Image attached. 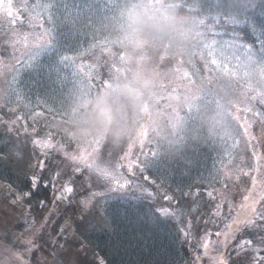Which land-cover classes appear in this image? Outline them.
I'll return each instance as SVG.
<instances>
[{
  "label": "trees",
  "instance_id": "obj_1",
  "mask_svg": "<svg viewBox=\"0 0 264 264\" xmlns=\"http://www.w3.org/2000/svg\"><path fill=\"white\" fill-rule=\"evenodd\" d=\"M32 2L36 4L39 17L36 23L33 22L36 26L34 32L37 29L42 34H48L45 40L48 45L41 49L40 54L37 52L26 60L20 59L15 65L11 73L15 77L8 78L10 96L8 93L3 96L5 101L0 106V117L4 112L17 117L27 116L29 110L30 113L50 111L52 117L66 119L63 107L67 90L78 84L96 90L104 87L110 72H114L117 66L109 62L111 53L107 50L112 48V53L124 54L118 46L110 45L107 39L97 34L98 28L103 30L105 18L115 12L117 0ZM193 14L206 18L202 29L208 38L216 39L218 43H248L251 51L255 52V58L264 60V0H253L243 15L235 13V9L224 5L221 0H199ZM229 14H236L239 21L235 25L239 33L238 41L233 40L230 26L217 25L213 28L212 24L218 16ZM210 28L213 30L209 31ZM14 52L19 57L23 54L19 50ZM205 55L202 60L196 53L191 62H184L180 57L174 61L169 59L165 66L175 73H184L185 70L189 78L194 77L193 84L198 85L194 95L216 102L215 84L219 83L221 87L224 82L207 52ZM161 56L162 52L158 58ZM176 61L181 63L178 65ZM211 74L214 75L213 80ZM201 80L204 86L199 83ZM229 84L231 90L223 93L226 100L224 107H237L239 103L229 99V96L234 93L239 96L242 86L247 87V83L242 84L236 79ZM182 85L176 83L173 87L182 91L186 88ZM255 92L249 95L256 96ZM259 102L251 97L250 104L237 107L240 118L226 119L229 132L219 144L205 139L203 128L199 138L186 140L178 153L159 146L153 139V133L147 129L146 135L138 138L143 140V146L138 144L139 141H130L134 147L130 142L120 147L100 142L97 162L113 158L105 172L94 162L91 168L82 165L79 171L64 170L66 167L55 154L50 162L41 155L32 172L15 171L11 165L12 149H9L15 133L0 121V181L15 187L28 205V208L25 207L27 215L24 213L20 226L10 231L13 243L5 246L13 251L15 259H27L30 256L22 254L27 248L23 240L17 239L22 231L25 236L31 232L35 250L45 254L48 250L57 249V243L62 240L58 235L60 232L68 236L69 232L76 231L78 240L74 244H87L95 253V258L84 264H215L211 263V256L221 255H224L223 264H264V219L258 216L264 211V115H261L264 114V104ZM171 104L173 102L161 96L160 106L166 113L172 111ZM197 123L189 115V128H195ZM40 154L37 152L38 156ZM39 159L44 160L45 165L49 163L48 166L41 168ZM237 165L241 168L236 172L237 177L227 178L228 170ZM112 170L116 177L111 179L105 173L110 174ZM34 174L40 178L38 188L24 196L21 190L29 191ZM88 175L95 177L93 179L99 177L110 185L113 183L109 180L117 182L119 186L115 189L121 195L102 202V210L90 209L89 203L82 199L92 188L86 182ZM65 186L73 189L71 194L64 193ZM226 188L231 189L229 203L223 202L220 197L221 190ZM250 190V193L256 194L253 199L257 211L254 213L253 208L243 220L238 217L235 208ZM61 195L67 196V199H57ZM40 200L44 201L45 207L38 206ZM218 203L220 208L228 209L214 224L216 217L212 215V210ZM75 205L89 211L85 214L92 216L90 220L93 222L88 227L77 228L79 220L76 215L81 209H76ZM26 218H35V229L24 230ZM235 218L238 225L231 232L230 224ZM208 228L212 235L204 244ZM36 229L41 230L37 232ZM224 234L228 237L226 245L219 242ZM5 242L0 245L3 247ZM242 244L243 248L240 247ZM0 258V264L8 261ZM25 262L21 261V264Z\"/></svg>",
  "mask_w": 264,
  "mask_h": 264
},
{
  "label": "rangeland",
  "instance_id": "obj_2",
  "mask_svg": "<svg viewBox=\"0 0 264 264\" xmlns=\"http://www.w3.org/2000/svg\"><path fill=\"white\" fill-rule=\"evenodd\" d=\"M32 1L33 0H2L0 2V106L5 101L3 96L5 97L8 93V85H10L8 83V78L15 77L14 75H11V73L13 74L15 65L18 63V61L20 59L26 60V57H30V55H37V52L40 54L41 49L43 50L48 45L46 43L47 41H45L48 39V34H42L37 29L36 32H34L36 26L33 25V22L36 23V18L39 17L36 4H33ZM204 31L205 30L202 29L201 35L195 44V53L188 56H181V60H183L184 62H191L193 61L192 58L196 53L203 60L204 57L206 58V52L208 55L209 53H211L209 57L212 60H217V64H213V66L217 69L219 75H222L220 76V78L224 82L223 86L221 85V87L219 83H216L215 85L217 86L216 89H214L217 101H219V103H221L223 106L224 102H226L223 93H226L227 90H231L229 83L230 81H236V79L242 84L247 83V87L242 86L239 96H236L235 93L229 96V99L239 103L237 107L242 104L243 106L250 104L251 97L253 100L261 101V97L264 96V84L261 83V80L264 79V77L261 76V63H264V60L258 57L255 58V56L246 57L243 53V44L240 45V42L218 43L216 39L208 38L205 35ZM213 41H216V43H214ZM245 44L249 45L248 43ZM14 50H19V52L23 54H21V56L19 57L18 53H15ZM111 51L113 52L112 48H109L107 50L108 53L112 54ZM253 53L255 54V52ZM162 54L163 56H161L162 58H160L159 60L160 63L164 65L163 68H166L167 66L165 65H168V60L171 58L163 52ZM180 63L181 62L178 61L176 64L179 65ZM116 67L120 66L117 65ZM185 72L186 71L184 70V73ZM172 73L174 78L173 86H176V83H178L180 85L184 84L182 85V87L186 88L182 91L175 88L176 92L173 93V86L170 87L167 80H165V92L163 98H167L169 101L173 102L171 100V96L173 94L182 93L187 97H191L192 95H194L195 90L198 86L196 84H193L194 77H184L183 73L180 72L175 73L172 71ZM213 78L214 75L211 76L212 80ZM199 83L204 86L203 80H201ZM252 90L256 91L254 94L257 97L251 96V94L249 95V93L253 92ZM259 103L264 104L262 102ZM237 107H235L234 105L227 106L226 119L231 120L236 116L240 118V110ZM7 110L11 111L10 108H7ZM51 114L53 113L50 111L30 113L29 110L27 111V116L21 117L14 116L6 112L1 114L0 121L9 130L15 133L13 141H11L12 144L9 147V149H12L10 156L13 157L11 163L13 169L15 171L26 170L32 172L33 165L41 155L44 156L45 160H48L50 162V158L55 154L58 157L57 159L61 161V163L66 167L64 170L72 169V171H76V169H79V167L81 168L82 165H91V163L94 162L95 165L98 166V168L104 169L105 172L107 164L110 161H113V158L109 157L106 160L98 163L96 158L98 152H92V148L95 147L93 141H78L72 136L71 132L69 131L66 119L60 116L52 117ZM28 122L31 123L30 126ZM141 136L142 133L132 138V140H125L122 144L129 143L130 141H139L138 144L142 145L144 144L143 140L140 141V139H138ZM120 145L114 147H120ZM134 146L135 145L131 143V147ZM37 152L41 154L38 156ZM65 153L76 155L78 157L83 156L86 153H89L90 155L85 156L86 163H75L68 159ZM39 160V165L42 164L44 167L48 166L49 163L45 165L46 162H43L44 160ZM250 161L251 160H249V163H251ZM234 164H236V162H234ZM95 165L93 167H95ZM238 165H240V163ZM238 165L233 170H228L227 178H232L234 177V175L235 177H237V171L241 170ZM110 168L111 166L108 167L109 170ZM104 172L102 173L104 174ZM109 177L111 179L113 177H116L115 171L112 170ZM93 178L95 177H90L89 175L86 178L87 184L93 189L91 188V191L82 199L85 200L86 204L89 203L90 209L95 208L96 210H102V202L110 200L114 195H121L120 191L115 189V187H118L119 184L117 182H114L113 180H109L111 183H113L110 185L106 181H102L99 177L96 179ZM0 187L2 189V191L0 192V244L4 243V240L6 241L3 247L0 245V256L3 259L9 261L2 262V264H21V261L25 262V260L26 264H37V262H39V264H84L88 260L95 258V253L88 247L87 244H74V242L78 240V235L75 231L69 232L68 236H65L62 232H60V234H58L59 238L64 240L65 242L59 240L60 242L57 243L58 250H48V255L45 253H40L35 250L36 248H33L32 252H29L27 249H25L22 253L26 254V256L29 255L30 258L19 259L18 257L15 259L16 256H14L13 251H10V248L5 245H11L12 241L10 238H12V235L10 236V231L13 228L20 226V222L21 220H23L24 213L25 216L27 215V212H25V207L28 208V205L22 198L21 193L16 190L15 187L13 188L12 186H9L3 180L0 181ZM230 191V188L221 190L220 197L223 202L229 203V201L231 200L232 195ZM250 192L251 190L247 195L245 194V197L241 200L239 206L235 208L236 214L240 219L242 218L243 220L247 217L249 211L252 210L255 206V200L253 199V197H255L256 194ZM220 205L221 204L218 203L216 209L212 210V215L216 217L214 224L217 223L219 219L218 217L223 216L224 211H227L228 209L220 208ZM75 207L76 209H81L77 212L76 215L77 219L79 220L77 221V223H79L77 228L80 229L82 227H88L87 225L93 222L92 220H90L92 216L87 215L88 213L85 214L89 211H85L81 207L79 208L78 205H75ZM224 217L227 218L226 216ZM237 225V220L235 218L234 223L232 221V223L230 224L231 232H234V229ZM67 230L68 228H66V231ZM206 232H208L209 234H204V244L206 240L209 239V237L212 235V231L210 230V228H208ZM17 236L18 235H16V237ZM223 236H226V234L220 237L219 242L226 245L228 237ZM20 239L23 240V237L20 236ZM223 247L222 253H224ZM53 251L55 252L54 254H52ZM19 254L21 253L19 252ZM205 254L207 256H211L207 253ZM223 257L224 255L215 256V258L211 256V263L223 264ZM52 258H54V260Z\"/></svg>",
  "mask_w": 264,
  "mask_h": 264
},
{
  "label": "clouds",
  "instance_id": "obj_3",
  "mask_svg": "<svg viewBox=\"0 0 264 264\" xmlns=\"http://www.w3.org/2000/svg\"><path fill=\"white\" fill-rule=\"evenodd\" d=\"M198 2L117 0L115 12L97 34L123 51V56L112 53L109 60L120 70L110 72L99 90L78 84L65 93L63 112L75 139L119 146L147 129L159 146L178 153L186 140L199 138L201 128L205 139L216 144L228 135L221 103L181 93L171 96L170 113L160 106L164 81L172 87L174 78L170 69L161 67L158 54L175 60L195 53L206 19L193 14ZM189 115L198 121L195 128L188 126Z\"/></svg>",
  "mask_w": 264,
  "mask_h": 264
},
{
  "label": "snow or ice",
  "instance_id": "obj_4",
  "mask_svg": "<svg viewBox=\"0 0 264 264\" xmlns=\"http://www.w3.org/2000/svg\"><path fill=\"white\" fill-rule=\"evenodd\" d=\"M221 2L226 5V6H230L232 7L233 9H235V13H238L240 15H243L247 9L249 8V6L252 5L253 3V0H221ZM239 21L237 20V16L236 14H229V15H223V16H218L214 23L212 24L213 25V28H215L217 25H223V26H230L231 28V31L233 32V40L234 41H238L239 39V33L238 31L236 30L235 28V25L238 23ZM206 23V22H205ZM213 28H210L209 31H212ZM215 34H218V33H215ZM214 43H216V41H213ZM251 49V46L250 45H243V53L246 57H254V53L252 51H250ZM209 55H211V53H209ZM123 58V57H121ZM69 59V58H68ZM212 64H217V60L213 59L211 61ZM262 67H261V76L264 77V63H261ZM115 67V66H113ZM119 67H116L115 68V71H119ZM184 77H187L188 76V73L185 72L183 73ZM261 83L264 84V79L261 80ZM107 84V81L104 82V86H106ZM90 87V86H89ZM261 102L264 103V96L261 97ZM217 104H219V101H216ZM261 115H264V114H261ZM142 135H146V130H144L142 132ZM34 143H38V142H34ZM93 143L95 144V147L92 148V152L95 153L99 146H100V142L99 141H93ZM51 146V145H49ZM65 155L67 156L68 159H70L71 161L75 162V163H86V160H85V156L86 155H90L89 153H86L85 155L83 156H76V155H72V154H68V153H65ZM41 168L43 167V165H39ZM89 168L92 167V165H87ZM76 171H79V169L77 168ZM105 175H110L109 173H105ZM39 182H40V178L38 176H36L35 174L33 175L32 179H31V184H30V187H29V191L28 192H24L23 190L22 191V194L24 196H27L29 195V193L33 190V189H37L38 188V185H39ZM255 183V181H254ZM73 191V189L70 187V186H65L64 188V193H68V194H71ZM67 199V196H60V197H57V199ZM264 198V197H262ZM38 206L43 208L45 207L46 205L44 204V201L40 200L37 202ZM257 210L254 208L253 209V212L255 213ZM37 217L39 216V213L36 214ZM258 216L259 218L261 219H264V211H261L258 213ZM35 218L29 220V219H25V224H24V230L27 231V230H31V229H35ZM249 223H251V221H249ZM41 229H36L37 232H39ZM63 231V230H61ZM32 233L29 232L28 233V236H25L24 235V232L22 231L21 233V237H23V244L25 245V247L27 248V250L29 252H32L33 251V248L36 247V245L34 244L33 242V239H31ZM38 239H40L39 237H37ZM17 239H20V238H17ZM246 243L250 244L251 241H247ZM262 243H264V241H262ZM241 248L244 247V245H240ZM37 264H39V262H37ZM101 264H103V262H101Z\"/></svg>",
  "mask_w": 264,
  "mask_h": 264
},
{
  "label": "flooded vegetation",
  "instance_id": "obj_5",
  "mask_svg": "<svg viewBox=\"0 0 264 264\" xmlns=\"http://www.w3.org/2000/svg\"><path fill=\"white\" fill-rule=\"evenodd\" d=\"M2 0H0V2H1Z\"/></svg>",
  "mask_w": 264,
  "mask_h": 264
}]
</instances>
